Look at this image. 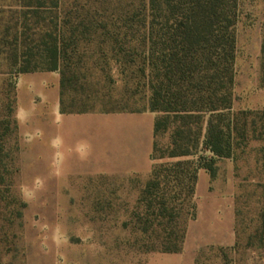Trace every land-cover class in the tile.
<instances>
[{
  "label": "trees",
  "instance_id": "1",
  "mask_svg": "<svg viewBox=\"0 0 264 264\" xmlns=\"http://www.w3.org/2000/svg\"><path fill=\"white\" fill-rule=\"evenodd\" d=\"M243 1L74 0L65 8L63 0H0V75L58 72L61 113H92V75L83 66L87 45L97 41L91 56L119 64L128 96L146 102L138 111L111 113L157 114L156 163L134 215L148 252L181 253L187 224L196 219L199 171L214 177L219 159L233 158L251 140L264 141V110H234ZM262 60L264 72V44ZM10 86L0 104V113L7 110L0 149L11 124L17 129L14 79ZM72 92L83 99L82 108L75 107L78 97L67 103ZM167 134L169 142L161 146L159 138Z\"/></svg>",
  "mask_w": 264,
  "mask_h": 264
},
{
  "label": "rangeland",
  "instance_id": "2",
  "mask_svg": "<svg viewBox=\"0 0 264 264\" xmlns=\"http://www.w3.org/2000/svg\"><path fill=\"white\" fill-rule=\"evenodd\" d=\"M63 2L68 8L74 0ZM236 32L234 110H264V0L242 2ZM87 47L92 113L143 109L146 102L126 93L119 64L91 56L97 41ZM19 77L0 75L1 105ZM72 97L82 108L73 92L67 103ZM17 108L16 97L17 129L11 124L0 149V264H264V141L251 140L216 162L215 176L195 196L196 219L187 224L181 253L148 252L134 215L150 175H114L95 164L61 168L51 139L52 100L39 105L26 138ZM6 112L2 107L0 121ZM38 128L50 138L37 136ZM6 129L1 125L0 133ZM168 142V134L159 138L161 146Z\"/></svg>",
  "mask_w": 264,
  "mask_h": 264
},
{
  "label": "crops",
  "instance_id": "3",
  "mask_svg": "<svg viewBox=\"0 0 264 264\" xmlns=\"http://www.w3.org/2000/svg\"><path fill=\"white\" fill-rule=\"evenodd\" d=\"M60 81L58 72H36L19 77L16 87L17 116L25 138L33 134L28 127L37 119L39 105L52 100L53 135L50 136L61 168H82L95 164L107 168L109 174L150 175L157 114L149 110L62 114ZM50 82H53L52 85ZM36 135L49 137L41 128L37 129ZM210 176L206 170L199 171L196 186L199 198ZM199 209L203 206L199 205Z\"/></svg>",
  "mask_w": 264,
  "mask_h": 264
}]
</instances>
